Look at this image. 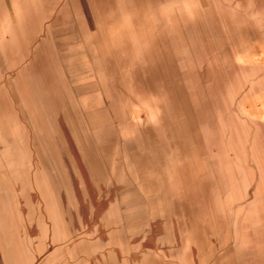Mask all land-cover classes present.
<instances>
[{
	"label": "rangeland",
	"instance_id": "rangeland-1",
	"mask_svg": "<svg viewBox=\"0 0 264 264\" xmlns=\"http://www.w3.org/2000/svg\"><path fill=\"white\" fill-rule=\"evenodd\" d=\"M0 264H264V0H0Z\"/></svg>",
	"mask_w": 264,
	"mask_h": 264
},
{
	"label": "bare ground",
	"instance_id": "bare-ground-1",
	"mask_svg": "<svg viewBox=\"0 0 264 264\" xmlns=\"http://www.w3.org/2000/svg\"><path fill=\"white\" fill-rule=\"evenodd\" d=\"M136 22H137V21H136ZM145 31H146V30H145ZM149 45H150V44H149ZM197 49H198V48H197ZM16 59H17V58H16ZM16 69H17V68H16ZM14 77H15V76H14ZM141 81H142V84H143V85H146L147 82H146L144 79H141ZM150 83H151V82H150ZM150 83H149V84H150ZM205 84H206V83H205ZM158 86H159V85H158ZM158 86H157V87H158ZM147 90H148V89H147ZM162 93H164V92H162ZM203 104H204V103H203ZM162 110H163V109H162ZM159 112H160V111H159ZM156 114H157V113H156ZM162 114H164V113H162ZM163 116H165V114H164ZM165 118H166V117H165ZM163 119H164V118H163ZM249 120H250V119H249ZM148 122H149V121H148ZM107 125H108V124H107ZM224 127H225V126H224ZM143 128H144V127H143ZM225 128H226V127H225ZM144 129H145V128H144ZM218 151H219V150H218ZM219 157H220V156H219ZM221 170H222V169H221ZM192 180H193V179H192ZM190 210H191V209H190ZM240 218H241V217H240Z\"/></svg>",
	"mask_w": 264,
	"mask_h": 264
}]
</instances>
